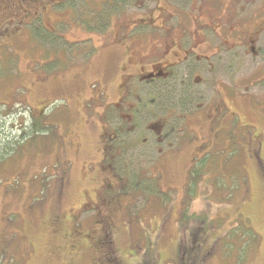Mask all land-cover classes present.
Masks as SVG:
<instances>
[{
	"label": "rangeland",
	"instance_id": "obj_1",
	"mask_svg": "<svg viewBox=\"0 0 264 264\" xmlns=\"http://www.w3.org/2000/svg\"><path fill=\"white\" fill-rule=\"evenodd\" d=\"M17 1L11 4L18 9ZM22 1L24 20L0 13V264H93L102 251L90 236L99 237L102 228L93 223L101 217L112 226L118 264H180L188 257L192 264H264L263 173L235 144L216 145L186 111L171 119L168 145H158L161 156L149 143L115 161L109 173L93 168L100 159L98 122L86 119L82 102L94 80L115 69L106 43L116 29L129 33L155 0ZM137 38L127 43H140L143 35ZM259 63L247 57L212 65L207 83L196 89L208 99L227 87L232 109L263 128L254 110L264 95ZM239 92L246 98H235ZM68 128L75 142L62 147ZM190 129L205 135L197 153ZM62 160L71 161L63 186ZM102 179L111 187L98 197L108 203L76 205L83 190L99 191ZM71 226L82 241L74 252L62 238Z\"/></svg>",
	"mask_w": 264,
	"mask_h": 264
},
{
	"label": "flooded vegetation",
	"instance_id": "obj_2",
	"mask_svg": "<svg viewBox=\"0 0 264 264\" xmlns=\"http://www.w3.org/2000/svg\"><path fill=\"white\" fill-rule=\"evenodd\" d=\"M11 1L0 0V13L5 12L6 17L16 18L12 22L24 20H19V16L27 13L23 9V1H17L22 10H18ZM153 2L155 6L152 11L132 21L134 25L129 33L119 26L112 43H106L114 55L115 69L112 74L94 80L91 94L82 102L83 107L87 108L86 119L93 121L96 118L98 122L96 143L100 159L93 168H97L98 172L108 168L109 173L114 170L115 161L130 156L137 146L149 143H153L157 157L161 156L158 145H168L171 134L167 130L171 119L173 116L179 117L183 110L186 111L183 116L203 126L205 134L211 135L216 145L220 142L235 144L241 153L246 151L258 172L261 171L264 176V127L244 121L241 113L232 109L227 87L208 99L205 93L196 89L207 83L206 74L217 63L237 65L251 57L258 59L259 66L264 67V0ZM154 13L158 24H153ZM103 27L107 28L108 24L103 23ZM140 27L143 30L150 27L152 30L143 31ZM140 34L143 35L140 43H127L129 38L139 40L137 35ZM98 51L99 48L95 53ZM115 71L119 72L118 78L113 76ZM255 83L259 81L249 86ZM235 98L242 100L246 97L239 92ZM259 98L254 100V110L259 120L264 122V106L261 107L264 95ZM203 109L205 112L202 113ZM234 121L235 126L232 128ZM138 122L141 123L137 125ZM189 132L195 136L191 141L197 145V153L203 147L205 135L196 136L193 129ZM60 140L62 147L66 144L73 146L75 139L72 130H65ZM164 152L168 156L175 154L171 150ZM62 162L64 172L61 186L67 181L71 161ZM101 181L103 185L99 186V191L93 187L83 190L76 205H106L108 200L98 196L110 189L111 185L105 179ZM70 220L73 223L75 216L72 215ZM93 225L94 228H102L100 231L106 234V239L109 233L112 234L107 217H101L100 222ZM77 234V229L72 226L62 233L63 239L72 242L70 247L73 252L82 242L75 241L79 237ZM80 237L81 240H89L87 233H81ZM90 238L92 241L93 237ZM93 264H118V257L110 249L108 255L95 258Z\"/></svg>",
	"mask_w": 264,
	"mask_h": 264
},
{
	"label": "trees",
	"instance_id": "obj_3",
	"mask_svg": "<svg viewBox=\"0 0 264 264\" xmlns=\"http://www.w3.org/2000/svg\"><path fill=\"white\" fill-rule=\"evenodd\" d=\"M33 126H34V130H38L41 127V125L39 126V124L37 122H34ZM105 235H106L105 233L102 234V232H100L98 238H95L93 236L92 241H90L92 244L94 243V247L97 248L98 251H99V249H98L97 243H99V245H100L99 248H101L102 255H108L110 249L113 248V246L111 245L112 234L109 233V237L107 239H106ZM97 259H99V258H97ZM191 259H192V257H188L185 260V261H187L186 263H184L185 262L184 261L183 263H180V264H192V262H191L192 260Z\"/></svg>",
	"mask_w": 264,
	"mask_h": 264
},
{
	"label": "bare ground",
	"instance_id": "obj_4",
	"mask_svg": "<svg viewBox=\"0 0 264 264\" xmlns=\"http://www.w3.org/2000/svg\"><path fill=\"white\" fill-rule=\"evenodd\" d=\"M210 13V12H209ZM47 23V22H46Z\"/></svg>",
	"mask_w": 264,
	"mask_h": 264
}]
</instances>
